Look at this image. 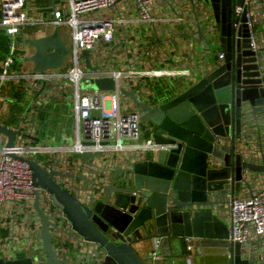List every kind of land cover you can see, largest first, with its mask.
Returning <instances> with one entry per match:
<instances>
[{"label": "built area", "instance_id": "obj_1", "mask_svg": "<svg viewBox=\"0 0 264 264\" xmlns=\"http://www.w3.org/2000/svg\"><path fill=\"white\" fill-rule=\"evenodd\" d=\"M229 1L230 64L235 72H260L258 77L264 85V0ZM56 25L61 37V27L65 26L70 40L65 61L57 67L35 70L32 62L22 60L33 51L32 43L16 35L46 33ZM0 31L8 37V48L0 58V124L18 130L10 146L7 135L0 131V222L19 213L20 204L28 208L23 232L16 230L14 219L8 221V232L0 236V255L11 258L24 250L37 255L34 264H42L39 224L33 218L31 203L35 191L46 203L47 192L33 182L26 158L35 159L45 168L52 165L67 172L62 168V164L67 165V153L77 157L84 150L101 151L107 160H113L120 151L165 147L143 137L140 111L119 87L153 101L156 95L151 84L159 78L192 81L196 75L205 76L223 65L225 54L219 45L221 32L210 0H0ZM245 37L256 56L254 61L244 59ZM209 43L214 46L209 47ZM85 47L92 68L86 67L82 53ZM249 63L257 67L246 68ZM100 77L113 79L114 88H92L90 80ZM18 87L31 95L32 102L17 121L6 122L4 116L12 119L11 106L17 99L10 90ZM69 96L72 141L47 144L29 138L27 135L39 136L34 122L36 108ZM93 110L99 115H93ZM263 118L260 113L255 120L246 108L243 135L235 140L236 152L257 163L264 160ZM229 141L230 135L225 134L217 135L213 142L220 147ZM78 165L70 171H78ZM243 177L238 188L228 185L211 192L209 207L228 227L227 246L239 242L243 260L264 264V175L245 167ZM56 180L67 189L76 184L68 176H56ZM183 238L189 263L200 237ZM54 246L61 254L69 253L58 235ZM149 250L145 264H164L159 237L153 239ZM226 256L230 264L233 255L227 250Z\"/></svg>", "mask_w": 264, "mask_h": 264}, {"label": "water", "instance_id": "obj_2", "mask_svg": "<svg viewBox=\"0 0 264 264\" xmlns=\"http://www.w3.org/2000/svg\"><path fill=\"white\" fill-rule=\"evenodd\" d=\"M210 1L221 32L219 45L226 60L223 65L205 76L196 75L153 101L119 87L140 111V122L150 140L165 147L137 149L113 160H107L101 151L84 150L77 154L78 171L67 172L52 165L45 168L35 159L26 158L33 182L47 192L46 203L39 200L38 191L31 203L33 218L39 224L42 264H145L133 243L159 237L163 254L170 255V236L192 235L200 237V244L212 240L225 253L229 250L233 255L230 264H248L241 257V243L227 246L229 230L212 213L210 193L228 185L238 188L245 167L264 175V160H248L235 149V140L246 126V108L255 120L260 113L264 115V85L258 77L260 72H235L231 66L227 21L230 1ZM16 37L32 43L33 51L22 60L32 62L33 69L64 63L69 46L58 25L46 33ZM248 40L245 37L243 43L244 59L254 61L256 56ZM88 51L82 49L86 67L92 68ZM258 53L263 56L261 50ZM245 67L257 65L249 63ZM90 82L95 89L114 88L113 79L108 77ZM99 113L93 110V115ZM0 131L7 135V145H12L18 130L0 124ZM225 134L230 135L229 143L218 147L213 142L215 137ZM27 136L42 141L38 135ZM56 176H68L76 184L67 189ZM55 235L64 241L69 253L58 252ZM36 259L37 255L19 250L11 258L0 255V264H34Z\"/></svg>", "mask_w": 264, "mask_h": 264}, {"label": "crops", "instance_id": "obj_3", "mask_svg": "<svg viewBox=\"0 0 264 264\" xmlns=\"http://www.w3.org/2000/svg\"><path fill=\"white\" fill-rule=\"evenodd\" d=\"M162 79L163 80L161 83L159 79L157 81L160 83L161 88H163L164 91H167V92L162 97L158 96L155 93L156 97L154 100L165 97L168 93L173 92V90L179 88L181 85H184L188 81L186 79L179 78V77L170 78V79L162 78ZM170 80H175V81L177 80V82L170 84L169 83ZM141 127H143V132H142L143 137L145 139L150 140L148 132L145 130L146 127H144V125H142ZM71 134L72 132L70 134L67 132L64 133L63 141H59V142H62V143L71 142L72 141ZM128 152H132V151H120V152H117L115 156L116 158L117 157L120 158L124 156L125 154H127ZM66 158H67L66 160L67 165L62 164V168H66V170H69V171L74 170L79 163V159H77V157L71 153H67ZM19 206L21 207V210L19 213H16V215L13 218L10 216L8 217L9 218L8 220L5 219L4 221L0 222V236L5 235L8 232L7 223L9 220H13V219H14L13 220L14 224H16V227H15L16 230L23 232L22 230H24V228H23L22 222L23 220L25 221V219L28 220V218H26L25 216L26 210H28V208L27 206H25V204H20ZM152 241H153L152 239H148V240L139 241L137 243L132 244L133 249L136 250L139 257H141L145 261L148 258V254L150 252L149 249L151 247ZM169 245H170L171 254L170 255L164 254V259H163L164 264H228L229 262V260L227 259L226 253L223 251V248L220 246V244L212 240H210L208 243H205V244H200V241L197 242L198 249L195 248L196 250L192 256V261L189 263H187L185 260L186 250L184 249L183 236H179V237L170 236ZM215 254H219V256H215Z\"/></svg>", "mask_w": 264, "mask_h": 264}, {"label": "rangeland", "instance_id": "obj_4", "mask_svg": "<svg viewBox=\"0 0 264 264\" xmlns=\"http://www.w3.org/2000/svg\"><path fill=\"white\" fill-rule=\"evenodd\" d=\"M65 26L61 27L62 31V38L66 40V42H70L68 39V35L65 33L64 30ZM49 27L46 26L45 29ZM8 48V37L0 31V58L3 57L4 52ZM160 83L162 82V78H159ZM177 80H170L171 83H175ZM151 83V82H150ZM160 83L157 81L156 83L153 82L151 84V89L158 95L164 96L167 91H164L161 88ZM17 95L16 102L13 103L11 106L12 119L10 117L4 116V121L6 122H13L19 119V116L23 110H25L30 103L32 102V97L29 95L22 87L10 90ZM36 114L34 117L35 122V129L37 133L41 137L44 143L49 144L50 142H59L63 141L64 133H71L72 132V111L70 105V96L69 99L64 101H57L56 99H52L48 101L45 105H42L35 110ZM144 125L141 123V126ZM146 130V129H145ZM143 132V127L141 129ZM215 256H219V254H215ZM144 260V259H143Z\"/></svg>", "mask_w": 264, "mask_h": 264}, {"label": "flooded vegetation", "instance_id": "obj_5", "mask_svg": "<svg viewBox=\"0 0 264 264\" xmlns=\"http://www.w3.org/2000/svg\"><path fill=\"white\" fill-rule=\"evenodd\" d=\"M231 15V7L229 5V10H228V17Z\"/></svg>", "mask_w": 264, "mask_h": 264}]
</instances>
